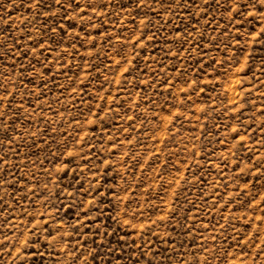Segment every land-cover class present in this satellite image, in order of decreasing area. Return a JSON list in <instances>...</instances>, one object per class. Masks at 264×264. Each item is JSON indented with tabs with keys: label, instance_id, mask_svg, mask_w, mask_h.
<instances>
[{
	"label": "rangeland",
	"instance_id": "374dc122",
	"mask_svg": "<svg viewBox=\"0 0 264 264\" xmlns=\"http://www.w3.org/2000/svg\"><path fill=\"white\" fill-rule=\"evenodd\" d=\"M0 264H264V0H0Z\"/></svg>",
	"mask_w": 264,
	"mask_h": 264
}]
</instances>
